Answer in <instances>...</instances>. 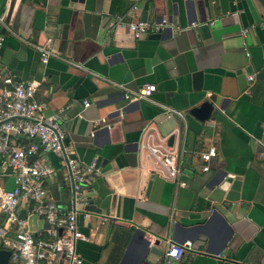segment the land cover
Wrapping results in <instances>:
<instances>
[{"label":"crops","instance_id":"1","mask_svg":"<svg viewBox=\"0 0 264 264\" xmlns=\"http://www.w3.org/2000/svg\"><path fill=\"white\" fill-rule=\"evenodd\" d=\"M142 1L158 32L134 38L109 26L142 20ZM0 34V72L34 81L43 113L63 115L65 143L99 169L88 187L94 214L78 218L89 236L77 243L83 264H264V0H0ZM48 37L55 52L42 63L37 46ZM144 84L156 86L149 98H124ZM211 96L208 119L189 113ZM211 146L205 172L200 156ZM166 152L179 164L177 180L160 162ZM42 154L54 168L48 194L68 210L66 170ZM222 172L240 180L234 201H212L204 190ZM107 212L115 218L103 223L96 214ZM19 215L30 231L45 228L26 208ZM153 233L189 240L191 250L170 262L144 257Z\"/></svg>","mask_w":264,"mask_h":264},{"label":"built area","instance_id":"2","mask_svg":"<svg viewBox=\"0 0 264 264\" xmlns=\"http://www.w3.org/2000/svg\"><path fill=\"white\" fill-rule=\"evenodd\" d=\"M134 10H137L135 6ZM114 23L127 28L134 38L145 35L149 30L158 32L161 25L143 20L127 22L120 18L108 24L112 26ZM246 32L247 29L242 30L243 35ZM4 39L0 34V52ZM53 45V39L48 37L37 46L42 63H46L55 52ZM254 77V74L249 75V81ZM0 81V211L5 216L0 238L2 246L10 251L9 264H83L77 243L88 241L89 236L82 231L78 218L94 214L89 210L88 187L99 169L95 162L86 164L81 161L65 143L63 115L61 112L43 113V104L36 98L37 84L34 81L18 80L9 70L0 72ZM155 90L154 84H144L125 92L124 98L147 99ZM83 105L87 107L89 101L84 100ZM93 134L94 131L91 132ZM42 152L54 154L66 170L72 192L68 210H59L48 194L46 181L53 176L54 168ZM215 155L213 146L201 154V160L205 162L202 171H209V162ZM160 162L168 178L177 180L180 168L173 152L164 153ZM178 183L183 185V182ZM21 207L26 208L28 216L35 215L43 220V231L34 233L29 230L27 220L19 215ZM96 216L103 223L115 218L112 212ZM190 248L189 240L168 242L163 260H180Z\"/></svg>","mask_w":264,"mask_h":264},{"label":"water","instance_id":"3","mask_svg":"<svg viewBox=\"0 0 264 264\" xmlns=\"http://www.w3.org/2000/svg\"><path fill=\"white\" fill-rule=\"evenodd\" d=\"M140 7L143 8L141 19L146 21L147 19V8L148 2L142 1ZM211 102L205 101L200 106L192 108L189 110V113L195 116L200 121H204L208 119L214 109L213 102L215 101L214 96L210 97ZM106 103V102H102ZM120 110H113L108 114V117H111L117 114ZM171 140V139H170ZM240 180L237 176L233 174H227L226 172H222V174H214L211 178H209L204 184V190L208 193V198L212 201L220 202L224 198L225 200L234 201L238 198V189H239ZM82 216H79V220H81ZM176 228V227H175ZM199 226H194L190 230H194L195 235L191 236L192 241H197L198 236L196 235L197 230H199ZM175 233V232H174ZM174 233L172 234L174 237ZM154 239H146L144 241L145 247L143 249L142 255L146 257L148 253L156 254L159 256L163 255L164 249L168 242H178L176 238L169 239L164 234L160 233H153ZM201 240V239H200ZM199 240V241H200ZM191 250L188 249L186 251ZM209 248L208 245L204 248V252H208ZM200 251V250H196ZM9 256L10 251L0 247V264H9Z\"/></svg>","mask_w":264,"mask_h":264}]
</instances>
